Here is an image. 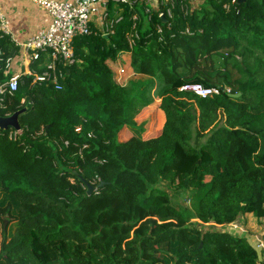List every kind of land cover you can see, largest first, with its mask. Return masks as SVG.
Here are the masks:
<instances>
[{"label": "trees", "instance_id": "16d2710c", "mask_svg": "<svg viewBox=\"0 0 264 264\" xmlns=\"http://www.w3.org/2000/svg\"><path fill=\"white\" fill-rule=\"evenodd\" d=\"M113 6V32L74 40L60 89L25 83L0 109H26L16 139L0 130V264H262L224 226L264 220V0H173L160 7L172 17L152 10L151 20L144 3ZM0 47L15 52L8 38ZM176 50L224 68V82L185 78ZM119 51L139 76L125 85L109 65ZM186 83L219 92L200 97ZM155 97L165 122L143 136L135 118ZM163 181L188 191L192 209Z\"/></svg>", "mask_w": 264, "mask_h": 264}, {"label": "built area", "instance_id": "2783aa9c", "mask_svg": "<svg viewBox=\"0 0 264 264\" xmlns=\"http://www.w3.org/2000/svg\"><path fill=\"white\" fill-rule=\"evenodd\" d=\"M47 13L50 21L47 26L39 29L31 37L20 40L11 28L10 20L4 12L0 3V38H8L15 47L14 53L6 52L0 47V109L7 107L20 86L29 83L31 88L42 84L53 85L55 89L61 88L63 69L75 61L73 48L74 40L81 35H89L93 31L95 16L99 15L101 27L106 29V36L113 32V26L121 20V17L110 18L108 4L124 5L134 9L137 5L144 3V12L151 20L152 10L158 11L160 17L168 15L172 17L173 0H159L157 9L147 3L148 0H32ZM237 0H231V3ZM170 4L166 11L161 10L163 4ZM226 4L225 7H229ZM133 20H138L134 13ZM136 23L133 25L135 29ZM157 32L161 33V26L157 25ZM137 36V35H136ZM135 38L128 37L130 48L135 45ZM124 70H120L122 75ZM120 75V76H121ZM117 81L121 84L120 80ZM183 91H192L200 97L217 94L216 88L205 86L201 83H186L181 88ZM229 92L230 89H227ZM24 102V100H23ZM13 129V128H12ZM77 127L76 131H80ZM44 132L43 130L41 131ZM21 131L13 129L11 138L16 139ZM92 137L93 134L88 135ZM68 141L63 145L67 146ZM59 145V144H58ZM60 144V149L63 147ZM240 221L225 226H236ZM224 226V227H225ZM230 230V229H229ZM232 231V230H231ZM240 232H246L241 222ZM262 234V235H261ZM253 235L254 247L261 253L264 251V236Z\"/></svg>", "mask_w": 264, "mask_h": 264}, {"label": "rangeland", "instance_id": "374dc122", "mask_svg": "<svg viewBox=\"0 0 264 264\" xmlns=\"http://www.w3.org/2000/svg\"><path fill=\"white\" fill-rule=\"evenodd\" d=\"M204 0H190L192 6H201L202 2ZM1 2V1H0ZM147 3L154 7L155 9L158 8L160 5L159 0H148ZM183 10L186 9V7L182 8ZM99 31H102L106 35V29H99ZM129 37V36H128ZM128 40V38H127ZM175 58L177 62H180L183 67H179L178 71L179 73L184 76L185 78H192L195 75H202L201 71L206 74L207 77H209L212 80H217L218 83H223L225 79V69L221 67H216L212 65V63H208L207 65L201 62V58L199 57V63L197 64H190L187 61L186 54L183 52V50H176L175 51ZM132 54L130 52L125 51H119L117 53L116 59L113 61H109V65L115 75L117 76V79L120 80L122 85L127 84V82L131 79L138 78L139 76L136 75L132 65ZM214 67V68H213ZM123 69L124 73L121 75L120 70ZM121 75V76H120ZM226 89H229L228 85H225ZM155 94H153L154 96ZM156 101V99H155ZM161 101H157V104L150 106L147 109H143L139 115L136 116V121L138 124L141 125L143 128V136L145 134V130L147 128L148 132H154L156 133L161 128V123L159 122L160 117H158V110L159 104ZM156 103V102H155ZM159 108V109H158ZM163 112L162 110H160ZM164 113V112H163ZM165 117V113H164ZM148 132L145 134V136H148ZM124 134H126V137H124ZM132 133L128 131L127 128L123 129L122 132L119 134V140L124 141L131 137ZM128 137V138H127ZM127 138V139H126ZM204 139V138H202ZM163 187L171 192L172 199L178 203V206H184L188 210H191V201L189 199V192L185 190L178 191L175 187L171 186L168 182L163 181ZM247 224L243 222L244 226L248 227L247 233L243 232L241 235H245L249 237L251 240V243L253 241V235H260L264 232V220L258 221L253 215H247ZM193 222L198 221L197 218L192 219ZM236 226L230 227L225 226V230H232L235 233L240 232V226L241 222ZM14 228V225L11 227ZM252 234V235H250ZM262 235V234H261ZM264 235V234H263ZM255 236V235H254ZM3 239V232L0 227V244Z\"/></svg>", "mask_w": 264, "mask_h": 264}, {"label": "crops", "instance_id": "0c3cea01", "mask_svg": "<svg viewBox=\"0 0 264 264\" xmlns=\"http://www.w3.org/2000/svg\"><path fill=\"white\" fill-rule=\"evenodd\" d=\"M0 1H1L0 3L2 5L4 12L6 13L8 19L10 20L11 28H12L13 32L17 35V37L20 40H25L28 37H31L39 29L47 26L49 21H50L47 13L44 12L43 9H41V7H39L38 4H36L32 0H0ZM113 5L114 4H112L111 7L108 6V10L114 11V14L117 15V13L119 11L117 9H115L116 6H113ZM93 27L96 28L98 31H99V29L102 28L101 27V19H100L99 15L95 16ZM99 32H102V31H99ZM155 99H156V101H155ZM155 99L151 105L147 106L144 109H147L150 106L157 104V101H161L160 99H158L156 97H155ZM160 110L161 109L158 110V117H160L159 122L161 123V128H162V126L165 122V117H164V113L161 112ZM161 128L156 133L148 132V130L146 128L145 133L148 132V134H149L148 137L155 136V135H158L160 133ZM124 137H126V134H124ZM242 224H243V222H242ZM243 226H244V224H243ZM244 229L246 230L245 233H247L248 227L244 226ZM242 233L243 232H238L235 234L241 235ZM250 235H252V234H250ZM241 236H245V235H241ZM245 237H247V236H245ZM247 238L249 239V237H247ZM251 240H250V242H251ZM252 243H254V240L252 241ZM259 262L264 264V257L260 256Z\"/></svg>", "mask_w": 264, "mask_h": 264}, {"label": "water", "instance_id": "95a60500", "mask_svg": "<svg viewBox=\"0 0 264 264\" xmlns=\"http://www.w3.org/2000/svg\"><path fill=\"white\" fill-rule=\"evenodd\" d=\"M245 0H238V2H244ZM233 97H238L240 96V93L237 94H232ZM26 109H20L16 112H14L11 115H7V116H0V130L4 131L7 130L9 128H13L17 131H21V124L19 121V116L21 113H23ZM87 187H88V192L89 194L92 193V191L94 190V187L92 185H90L89 183H87ZM7 223V222H6Z\"/></svg>", "mask_w": 264, "mask_h": 264}]
</instances>
